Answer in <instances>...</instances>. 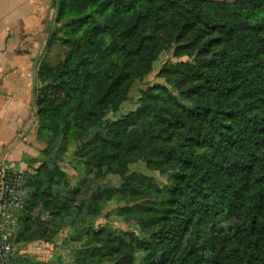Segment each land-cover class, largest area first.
I'll list each match as a JSON object with an SVG mask.
<instances>
[{
  "label": "trees",
  "instance_id": "1",
  "mask_svg": "<svg viewBox=\"0 0 264 264\" xmlns=\"http://www.w3.org/2000/svg\"><path fill=\"white\" fill-rule=\"evenodd\" d=\"M53 5L49 46L62 52L38 71L36 108L38 134L60 149L28 180L15 245L37 230L54 235L56 223L81 241L66 264H264V0ZM170 49L187 60L163 68L165 84L141 90L134 111L108 118ZM71 144L84 172L73 189L57 165ZM108 175L117 186L97 185L75 205L86 183ZM109 201L133 229L93 226ZM37 202L52 223L33 221ZM21 256L7 264H56Z\"/></svg>",
  "mask_w": 264,
  "mask_h": 264
},
{
  "label": "crops",
  "instance_id": "2",
  "mask_svg": "<svg viewBox=\"0 0 264 264\" xmlns=\"http://www.w3.org/2000/svg\"><path fill=\"white\" fill-rule=\"evenodd\" d=\"M54 21L53 0H0V162L21 174L36 163L37 70Z\"/></svg>",
  "mask_w": 264,
  "mask_h": 264
},
{
  "label": "rangeland",
  "instance_id": "3",
  "mask_svg": "<svg viewBox=\"0 0 264 264\" xmlns=\"http://www.w3.org/2000/svg\"><path fill=\"white\" fill-rule=\"evenodd\" d=\"M54 26V25H53ZM52 26V28H53ZM51 28V30H52ZM50 30V32H51ZM50 32L48 33V41H47V49H48V55L46 59H44L41 65L45 64L47 67L54 65L60 58L61 55V47L58 43H52L51 46H49V40H50ZM187 60L185 57H175L173 55V49H170L168 52L162 54L158 61L154 64L153 71L142 81L135 83L131 90L130 94L128 95V99L122 103L119 110L115 114H109L108 118L110 119H117L120 116L130 112L134 111L137 107L136 100L138 98V93H140L141 90H147L150 87H153L154 85H164L165 82L163 78H161L160 73L161 70L168 66H173L177 63H181L183 61ZM38 67V71L40 69ZM41 83L37 77V85H36V91L35 93H38L41 89ZM40 94V93H38ZM37 102V99H36ZM35 121L33 126V136L35 139V150L36 151V163L34 167H31L30 170L25 171L22 173V189H23V200H22V208L18 212L17 216L21 217L22 215H28V211L26 212L25 209V201L28 200V180L36 175V170L40 165L45 161H51L53 157V153H57L60 147H58V138H52L49 136L41 137L38 134V130L40 128L41 122L39 120V114L35 112ZM54 148V149H53ZM50 150L52 151L48 156L42 155L39 152L42 150ZM74 145L71 144L66 152L58 153L60 156V160L57 162V165L59 168L64 171L67 175V187L70 189L78 188V183L80 182L81 177H84V172L77 168V166L74 165L71 161V155L74 152ZM131 169L134 171H138L141 173H145L153 177L155 180L161 183H166V178L160 176L157 172H148L145 170L144 166L141 163H137L131 166ZM91 179L94 178L93 175L90 176ZM111 184L113 186L118 185V181L116 177L113 176H106L104 179L98 181L97 183L92 182L86 183L85 187L82 189L81 194H78L75 198V205H77L81 199L88 200L93 194L96 193L97 185H107ZM57 189H60L59 186H53L52 191L55 192ZM117 207L116 203L113 201H109L106 204L105 210L101 214V216L94 220V227L104 226L108 225L109 227H113L115 229L119 230H125V229H133V227L130 225H127L122 218L116 216L112 210ZM74 210L71 211L73 213ZM34 222L37 220L43 221V222H49L52 223V218L49 215L50 210L45 206L42 202H37L36 206L32 209V211L29 212ZM54 235L46 233V236L41 237L39 234V231L37 230L38 234H35V236L30 239L29 241L25 240L24 236H19V244L14 243V250L13 254L17 253L19 255H22L21 257L25 256H33L37 257L39 262H55L56 264H66L68 262H71L72 257L71 253L73 249H76L80 246L81 241H76L75 237L77 236L75 231L72 229L71 226H58V224L54 223ZM18 233V232H16ZM17 234H15L14 238ZM26 235V234H25ZM84 242V241H83ZM82 242V243H83ZM8 261L6 262V264Z\"/></svg>",
  "mask_w": 264,
  "mask_h": 264
},
{
  "label": "built area",
  "instance_id": "4",
  "mask_svg": "<svg viewBox=\"0 0 264 264\" xmlns=\"http://www.w3.org/2000/svg\"><path fill=\"white\" fill-rule=\"evenodd\" d=\"M22 200V174L12 170L6 161L0 162V264H6L13 254Z\"/></svg>",
  "mask_w": 264,
  "mask_h": 264
}]
</instances>
